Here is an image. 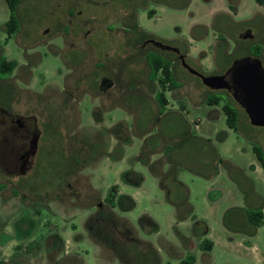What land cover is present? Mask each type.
<instances>
[{
	"label": "rangeland",
	"instance_id": "1",
	"mask_svg": "<svg viewBox=\"0 0 264 264\" xmlns=\"http://www.w3.org/2000/svg\"><path fill=\"white\" fill-rule=\"evenodd\" d=\"M16 15L9 36L0 0V56L17 62L0 78V104L33 114L42 139L27 175L0 170V264H129L116 253L121 244L141 264H187L188 256L196 258L189 264H264V222L254 226L246 213L264 210L254 151L264 154V126L239 106L238 130L230 128L223 103L208 102L220 90L176 52L145 44L150 37L175 46L192 68L218 74L256 44L240 37L243 26L260 33L263 47L264 6L21 0ZM150 51L171 59L179 86L164 85L160 73L150 79ZM105 78L112 85L102 88ZM113 186L114 208L105 200Z\"/></svg>",
	"mask_w": 264,
	"mask_h": 264
},
{
	"label": "flooded vegetation",
	"instance_id": "2",
	"mask_svg": "<svg viewBox=\"0 0 264 264\" xmlns=\"http://www.w3.org/2000/svg\"><path fill=\"white\" fill-rule=\"evenodd\" d=\"M241 29H240L241 30L240 32L238 31L240 33L239 35L241 38L246 39L248 41L250 39V42L255 41L254 43H256L251 46L252 48L250 51H248L249 52L248 55L244 57L252 56V57L259 58L261 60V53H262V48L264 47V43L262 47V45L260 44V42L262 41L260 40L258 41V37H259L257 36L258 31L251 25H245ZM145 40H147L145 44L153 43L157 48H160L163 50H171V51L176 52L177 57L180 58L183 64L181 55L185 57L186 54L181 53L177 47L169 45L171 47L166 48L168 44H165L159 41L163 43L164 46H162L156 43V41L158 40H155L150 37L146 38ZM237 46L240 48L239 43H237ZM244 46L246 47L247 44H244ZM173 47L177 48L179 51L175 50ZM255 51H260L261 52L260 55H257ZM3 57L6 58L5 56L2 55L0 56V59ZM240 58H243V57H240ZM232 64L233 62L228 67H226L223 71L218 73V75L226 74L229 68L232 66ZM10 74L11 73L5 74L3 77L0 76V78L6 79L7 77L10 76ZM198 77L201 79L200 76ZM226 78L229 80L231 84H233L232 76L230 74H227ZM99 85H101L102 88H106L112 85V81L109 78H105L104 80H102L101 84ZM219 90H220L219 92H221L223 95L227 97L231 95V97L234 98L233 89L223 88ZM13 91L14 89L12 86L10 87V92L8 91L7 97L11 98L14 94ZM234 105L236 106L238 111H239V106H241L245 110V108L239 102H237L238 106L235 103ZM41 139H42V132L38 127L37 118L33 114H26V113L21 114L13 110H10L5 105L0 104V170L1 171L3 170L9 176H14L17 178L24 177L25 175H27V173L32 169V158L37 154L38 146H39ZM5 188L6 186L0 183V190L5 189ZM13 192L17 193L15 190H13ZM97 205L99 206L101 205V203H98Z\"/></svg>",
	"mask_w": 264,
	"mask_h": 264
},
{
	"label": "trees",
	"instance_id": "3",
	"mask_svg": "<svg viewBox=\"0 0 264 264\" xmlns=\"http://www.w3.org/2000/svg\"><path fill=\"white\" fill-rule=\"evenodd\" d=\"M20 1L21 0H6L7 5L9 7V12H10L9 19L6 22V30L9 36L13 34L14 32H16L19 28V22H18V18L16 15V10H17L18 3ZM257 2L261 5H264V0H257ZM255 53L257 55H260L261 52L255 51ZM146 57H147L148 63L151 68V73H150L151 80H155L160 73L163 76V80L161 81L163 82L164 85L166 83H170L174 87H177L180 85V83L176 81V73L173 71V65H172L173 62L171 61V59L155 51L148 52ZM16 66H17V62L15 60H7L4 57L1 58L0 59V75L3 76L5 74L11 73L16 68ZM157 99L162 105V111H161L162 113L164 112L163 109L165 108L167 104V99L165 97L164 92H159L157 94ZM208 102L212 105L219 104L222 102L223 110L227 117V124L229 125L230 128L238 130L239 111L234 105V103L232 102L230 96L227 97L223 95L221 92L216 91L214 94L208 97ZM254 151L257 154L258 158L262 161L263 167H264V154L262 153L261 148L258 145L254 146ZM141 180H142L141 177H139V179H137L135 183L140 184ZM117 192H118L117 186H113L110 190L109 195L105 199L112 208L116 206V198L118 194ZM105 212H106L105 210H102V212L97 213V216L98 217L104 216ZM107 212H108L107 217L109 215L108 218L113 217L112 216L113 212L111 208H109ZM246 213H247V217L249 221L254 226H259L261 225V223L264 222V210L263 209H253L252 208V209H248ZM201 246L205 250H212L213 241L209 239H204L203 242L201 243ZM116 250H117L116 253L119 254L120 257L122 256V258H124L125 261L127 260L128 256H130V258L132 257L131 259L132 262L128 260L127 263L129 262V264H141L139 262L141 254L138 255L137 253L133 256V254H131L130 252V249L126 246H123L122 244L118 245L116 247ZM124 254H126L127 256H125ZM195 260L196 258L194 256H188L187 258L184 259L183 262L189 264V263L195 262Z\"/></svg>",
	"mask_w": 264,
	"mask_h": 264
},
{
	"label": "water",
	"instance_id": "4",
	"mask_svg": "<svg viewBox=\"0 0 264 264\" xmlns=\"http://www.w3.org/2000/svg\"><path fill=\"white\" fill-rule=\"evenodd\" d=\"M163 45V43L156 41ZM171 46L167 45L166 48ZM175 50L177 48L173 47ZM179 51V50H178ZM183 64L194 74L201 77L204 85L215 89H233L234 98L246 110L250 122L254 126H264V67L259 58L247 56L233 62L226 74L205 75L192 68L181 55ZM227 74L232 76L231 84L226 78Z\"/></svg>",
	"mask_w": 264,
	"mask_h": 264
}]
</instances>
